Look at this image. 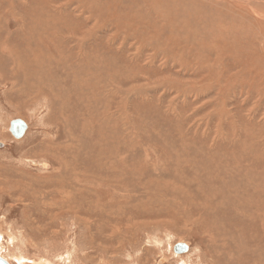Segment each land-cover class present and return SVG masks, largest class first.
Returning <instances> with one entry per match:
<instances>
[{
  "label": "rangeland",
  "instance_id": "rangeland-1",
  "mask_svg": "<svg viewBox=\"0 0 264 264\" xmlns=\"http://www.w3.org/2000/svg\"><path fill=\"white\" fill-rule=\"evenodd\" d=\"M254 2L0 0L2 257L264 264Z\"/></svg>",
  "mask_w": 264,
  "mask_h": 264
},
{
  "label": "water",
  "instance_id": "water-1",
  "mask_svg": "<svg viewBox=\"0 0 264 264\" xmlns=\"http://www.w3.org/2000/svg\"><path fill=\"white\" fill-rule=\"evenodd\" d=\"M28 129L27 123L22 119H14L10 122L9 131L13 137L20 140L24 137ZM4 144L0 142V147ZM189 251V246L186 243H178L174 247V252L177 254H184ZM0 264H11L10 261L0 255Z\"/></svg>",
  "mask_w": 264,
  "mask_h": 264
},
{
  "label": "bare ground",
  "instance_id": "bare-ground-1",
  "mask_svg": "<svg viewBox=\"0 0 264 264\" xmlns=\"http://www.w3.org/2000/svg\"><path fill=\"white\" fill-rule=\"evenodd\" d=\"M236 2V1H235ZM237 2H239V1H237ZM243 2V1H242ZM245 2V1H244ZM250 2L251 3H253V0H250ZM249 3V2H248ZM254 3H256V5H254V6H258V5H260V4H262L263 5V7H264V0H255V2ZM249 8V7H248ZM261 8V7H260ZM255 9V8H254ZM258 9H259V7H258ZM257 10V9H256ZM263 10H264V8H263ZM255 11V10H254ZM260 15H262V14H260ZM107 60V59H106ZM63 64V63H62ZM107 65H109L108 63H107ZM38 69V68H37ZM33 72V71H32ZM37 72V71H36ZM42 72V71H41ZM93 177V176H92ZM95 177V176H94ZM57 182H60V181H57ZM93 188V187H92ZM79 192V191H78ZM87 192V191H86ZM86 195V194H85ZM88 195V194H87ZM86 195V196H87ZM98 198V197H97ZM96 198V199H97ZM86 199V198H85ZM96 202H97V200H95ZM98 203V202H97ZM96 204V203H95ZM96 206V205H95ZM95 211V210H94Z\"/></svg>",
  "mask_w": 264,
  "mask_h": 264
}]
</instances>
